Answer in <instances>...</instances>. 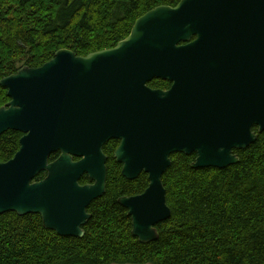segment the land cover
<instances>
[{
	"label": "water",
	"instance_id": "1",
	"mask_svg": "<svg viewBox=\"0 0 264 264\" xmlns=\"http://www.w3.org/2000/svg\"><path fill=\"white\" fill-rule=\"evenodd\" d=\"M154 79L171 89L150 88ZM0 86L10 98L0 136L24 135L15 158L0 163V214H37L62 237H84L87 209L106 190L103 147L115 140L123 177H149L143 194L119 203L133 236L151 243L171 217L162 179L173 154H196L194 169H226L264 133V0L159 6L116 47L85 57L59 50ZM85 175L91 184L81 186Z\"/></svg>",
	"mask_w": 264,
	"mask_h": 264
},
{
	"label": "trees",
	"instance_id": "2",
	"mask_svg": "<svg viewBox=\"0 0 264 264\" xmlns=\"http://www.w3.org/2000/svg\"><path fill=\"white\" fill-rule=\"evenodd\" d=\"M180 1L0 0V79L42 67L62 49L84 57L112 49L147 12ZM149 86L171 84L155 79ZM8 101L0 86V107ZM20 136H0V162L18 152ZM117 147L115 140L104 147L106 193L90 205L84 237H62L37 214H1L0 264H264V133L236 151L239 163L226 169H194L196 154L172 155L162 179L171 217L157 225L158 239L151 243L133 236L132 219L119 203L144 193L149 177L124 178L114 158Z\"/></svg>",
	"mask_w": 264,
	"mask_h": 264
},
{
	"label": "flooded vegetation",
	"instance_id": "3",
	"mask_svg": "<svg viewBox=\"0 0 264 264\" xmlns=\"http://www.w3.org/2000/svg\"><path fill=\"white\" fill-rule=\"evenodd\" d=\"M193 39H194V38H193ZM19 70H20V69H19ZM0 80H1V79H0ZM154 80H155V79H154ZM159 80H161V79H159ZM163 81H165V80H163ZM166 82H168V83L171 84V86H170L168 89H154V88H152V89H154V90L168 91V90L171 89V87H172V83L169 82V81H166ZM150 83H151V82H150ZM150 83H149V84H150ZM149 84H148V86H149ZM149 87H150V86H149ZM2 88H3V87H2ZM150 88H151V87H150ZM5 90H6V89H5ZM6 92H7V90H6ZM7 96H8V94H7ZM8 98H9V97H8ZM9 102H10V98H9V101H8L5 105H3V106L0 107V109L3 108V107H7V104H8ZM7 108H8V107H7ZM255 129H257V128H254V132H256ZM17 133H19V132H17ZM256 133H258V129H257V132H256ZM20 135H21V136H20V138H19V144L21 143V139L24 137V135H23L22 133H20ZM108 143H109V142H108ZM119 145H120V141H118V147H119ZM104 147H105V146H104ZM104 147H103V151H104ZM118 147H117V148H118ZM20 148H21V144H20ZM117 148H116V149H117ZM19 150H20V149H19ZM19 150H18V152H19ZM115 151H116V150H115ZM18 152H17V153H18ZM17 153H16V154H17ZM114 153H115V152H114ZM16 154H15L14 157H13L12 159H10L9 161H6V162H0V163H4V164L9 163L10 161H12V160L15 158ZM105 155H106V154H105ZM173 155H174V154H173ZM52 156H53V155H52ZM52 156H51V157H52ZM106 156H107V155H106ZM51 157H50V159H49L50 162H52V161H51ZM171 157H172V156H171ZM58 158H59V156H58ZM58 158H57V159H58ZM107 158H108V157H107ZM114 158H115V156H114ZM75 160H77V159H75ZM115 160H116V159H115ZM54 161H55V160H54ZM107 161H108V159H107ZM116 162H117V161H116ZM118 164H119V163H118ZM120 165H121V164H120ZM106 166H107V165H106ZM41 174H46V175H45V177H44L43 179H41L40 181L35 180L37 177L41 176ZM107 175H108V168H107ZM47 176H48V174H47L46 172H42V173H40V174H39V175H38V176L32 181V184L42 182L43 180H45V179L47 178ZM85 176L88 177V182L85 183V184H82V182L80 181L81 186H85V185H90V184H91V181H90V179H89V176H88V175H85ZM83 177H84V176H83ZM81 180H82V179H81ZM106 187H107V184H106ZM145 191H146V190H145ZM105 193H106V190H105ZM142 194H143V193H142ZM140 195H141V194H140ZM93 202H94V201H93ZM93 202H92V203H93ZM92 203H91V204H92ZM89 207H90V206H89ZM89 207H88V209H87V213H88ZM7 213H8V212H7ZM14 213H15V212H14ZM4 214H5V213H4ZM88 214H89V213H88ZM0 215H1V214H0ZM89 215H90V214H89ZM40 217H41V216H40ZM90 219H91V218H90ZM90 219H89V220H90ZM89 220H88V222H89ZM88 222H87V223H88ZM86 225H87V224H86ZM86 225H85V226H86ZM85 226H84V227H85ZM83 229H84V228H83ZM157 233H158V232H157Z\"/></svg>",
	"mask_w": 264,
	"mask_h": 264
}]
</instances>
